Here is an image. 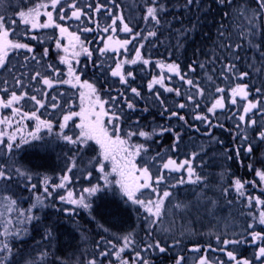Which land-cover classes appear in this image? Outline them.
Segmentation results:
<instances>
[{
  "label": "snow or ice",
  "instance_id": "1",
  "mask_svg": "<svg viewBox=\"0 0 264 264\" xmlns=\"http://www.w3.org/2000/svg\"><path fill=\"white\" fill-rule=\"evenodd\" d=\"M216 4L221 7H227L230 11L225 12L224 20L217 27V40L218 43L212 52L210 59L199 62L193 61L188 66L187 71H183L178 62L168 64L160 63L158 66L161 69L167 68L169 73L178 77L181 82V87H169L165 84V75L163 72L158 76H154L147 83V91L149 97L142 95L137 87H132L130 81L135 80V75L131 69H126L125 65H137L138 63L143 66H148L150 59L143 58L140 48L145 45L141 41H146L148 44L153 43L158 39V32L163 27L162 14L168 11L166 0H144V15L140 16L145 22L146 27L141 30H136L138 18L134 13L129 15L123 14V9H120L121 14L117 15L115 9L119 6L117 0H94L93 3H83V0H41L35 3L32 7L18 12L16 15L6 16L0 14V92L8 95V98L0 99V109H11L13 117L20 116L22 119H35L38 121L37 130L41 126L51 129V123L48 121L40 120L37 116L39 109H46L49 104L53 108L61 110L63 122L60 123L61 132L69 127V121H73V117L79 118V124L75 127L79 132L75 135L62 134L59 138L66 141L68 144L76 146V151L79 155H83L92 148L90 142H94L99 147V159L89 160V164H99V171L104 173L105 163L111 165V173L115 174L118 179L115 180V185L119 186V191L122 197L131 202L132 205L137 206L136 210L143 209V221L145 230L149 238L146 243L144 251L158 250L164 253L167 250V245L162 246L159 240L151 242V237L154 234L169 235L173 234V227L166 226L165 220L169 217H175L181 213L185 215L196 208L197 213L202 209L212 217L214 216L219 204V197H223L225 202L229 205L233 204L232 200L228 197L235 193V200L238 204L247 203L249 207L252 206L253 201L256 204L264 205V200L259 197L251 196L246 189L248 182H242L240 178H235L229 184H225V177L228 174L227 169L222 170L217 174L218 183L212 185L209 182V174L203 172L206 162L202 161L199 165L194 166V162L200 159L203 154H206L204 144L197 145L195 141H190L189 144L183 143L184 132L177 131L176 126L172 124L157 125L151 131L144 130L140 121L134 122L135 130H129L121 135L120 124L122 118L127 116V112H135L138 110L136 100H146V106L140 109L142 112H149L148 104L159 105V115L166 117L168 121L176 119L183 122L180 128L190 126L186 116L181 114L182 110H187L189 115L195 121H199L205 125V132L203 135L209 138V146L212 144H222L223 142L215 137L210 131L214 127L223 128L224 125L219 122L217 117V110H224L223 115L227 119L235 121L234 124V140H239V146L232 149L237 158H240L241 152L245 156H251L254 152L256 144H264V0H255L256 7H250L247 0H242L239 5H234L233 0H215ZM109 3L111 4L108 7ZM195 6L198 10L206 12L209 10L208 6H204L201 0H183L182 5H177L185 12H188ZM135 7V5L133 6ZM51 10H48V9ZM105 13L108 19H111V25H105L102 29L105 33H115L117 31V21H119V30L129 34L132 40L125 39L123 41H115L119 48H127L129 43L135 42L139 47L135 48V57L126 58L119 62L113 61L112 65L107 64L106 60H102L99 65L93 61V66L101 70L102 75L105 77V83L110 77L118 78L120 85L125 86L124 90L116 89V95H111L114 90L111 86L104 90L108 98H102L100 90L96 86V82L81 81L78 74L82 69L74 71L72 63L66 58L65 55L59 56V63L68 66L67 79H64L62 73L54 63L48 62L49 50L44 48L41 53L35 51V47L25 40L36 41L38 44H44L48 40L53 39L51 35L45 34L41 36L39 30L55 28L59 30L61 36L67 34L69 44L72 46L73 57H79L81 54L87 57H92L94 52H100L101 56L106 55L109 51L116 52L118 48L113 47V38L108 37V42L102 48L89 50L83 42H81V35L85 32L94 31L100 28L99 23L95 20V15ZM54 13L55 18H54ZM47 17L46 21L41 23L40 17ZM115 17V19H113ZM95 24V29L91 27L78 28L80 34L77 32H69V28L62 26L59 21H77L83 22L84 19ZM173 19H176L173 17ZM199 17L196 23L191 27H181L175 30V35L179 37L175 45L176 49L182 48V40L188 36L189 33L196 30L199 23ZM164 24L169 25L171 31V24L169 21H164ZM150 25L151 27H149ZM12 37L10 39L9 37ZM55 48L63 50L68 53L69 49L62 46L60 39H55ZM79 44V51L75 50ZM171 47V45L169 46ZM249 48L253 51L254 55L247 58L246 71H240L237 66V61L240 59V50ZM219 53V54H218ZM175 54V53H173ZM219 63L220 67L217 68L216 64ZM107 65V66H106ZM114 65V67H113ZM197 69L204 75L197 78ZM211 69V71H209ZM250 76H255L259 81L260 86L255 87L254 98L249 100L252 94V88L249 84L237 83L231 87L230 94H226V88L220 87L217 80H226L230 86L235 80H245ZM169 80L172 77H168ZM68 84L79 91V112L73 110L69 101L72 99L71 95L64 93L58 95L64 101V104L57 103V97L51 95L49 90L55 91L59 85ZM162 88L165 93H174L176 97H180L182 102L168 103L162 98V93L157 88ZM254 86V85H253ZM19 92V94H17ZM132 95H128V93ZM39 97V98H38ZM237 97L242 102L240 107L234 113L229 112L226 108L225 100H230L232 105H237ZM211 102L210 107H207V113L213 117H217L215 123L209 118L208 115L202 114L199 109L203 106L205 101ZM246 102V103H243ZM31 104L32 110L22 112L21 108ZM65 105L67 106L65 108ZM38 106V107H37ZM66 112V114H65ZM11 119L0 118V124L11 127ZM19 127V125H17ZM195 131L199 132L197 127ZM165 133H171L173 136L172 145L163 152L157 151L155 155L149 152L147 143H133L132 137L138 136L143 138L144 141H152L154 136H163ZM255 133V136H251ZM4 133L0 132V137ZM32 139H41L35 133L30 134ZM16 132L8 135L7 150L9 153L13 149H19L22 145L29 144L30 141L21 136L19 141H16ZM43 145L42 147H45ZM185 151V159L177 163V160L172 158L169 153H176ZM139 158V166L137 162ZM226 159L231 160L233 157L230 155L225 156ZM11 159V157H10ZM71 167L67 170L72 172L76 168L75 159L71 161ZM247 167L253 169L252 164ZM199 169V170H198ZM173 173H181L179 177L173 176ZM110 174H105V183L112 184V181L107 179ZM255 176L259 178L260 182H264V170L255 169ZM14 179L19 182L27 180L31 182L32 176L20 167H8L0 163V182H11ZM69 180V176L63 175L61 182L54 185L55 189H62L65 187V182ZM45 184L44 193L47 196L52 195L50 191L49 180L44 178ZM180 185H190L189 189L195 195L194 201L181 202L176 200L175 193L172 189H176ZM32 188L36 185L32 184ZM151 189L155 199L145 197V190ZM10 191V188L7 189ZM100 190L99 186H92L84 189L89 196L94 195ZM212 191L216 196L207 195L208 191ZM61 202L78 205L79 207L90 209L91 204L85 202V198L80 196L79 199L73 198V193L68 192L67 196L61 195L59 197ZM7 201L6 210L8 212L16 211L18 217L17 224L31 223L38 221L39 217L32 215V209L44 206V199L40 196L36 197V202L32 204L27 213L20 212L17 208V201L10 197H4ZM167 202V206H166ZM242 214V212H241ZM4 207H0V222L6 226L2 235L5 239L0 240V264H8L9 256L12 249L9 247L7 238L11 236H19L21 233L27 234L26 228H17L15 231H9L12 224L11 220H4ZM218 219V218H217ZM253 220H258L260 225H264V211L259 213L258 218L253 217ZM172 220V224H174ZM235 224L229 221L225 224V231L222 233H212L215 235L216 246L221 253H226L229 262L234 264H252L246 258L238 259L234 254L235 250H228L227 246L238 245L244 243V239H227L228 231L234 229ZM254 225H246L247 230L253 229ZM107 231V229H105ZM51 236V233H47ZM181 236L187 235L189 238L196 235L195 231L191 230V221L184 226ZM241 237H248V231L235 233ZM250 239L264 240V236L260 232L251 231ZM118 240L123 241L121 247L117 248L115 243L111 241H101L110 246L111 252H101V256L115 255L119 264H128L127 260L122 259L121 253L130 247H135V240L132 233L126 234L122 237H117ZM182 244L181 239L173 240L172 247H180ZM224 245V247H219ZM192 253L200 254L193 260V264H224L223 261L216 257H209L207 254H201V247H194L190 249ZM213 248L209 245L206 252H212ZM255 259L264 264V246H259ZM137 264H149L146 258L141 257V252H136ZM28 264H35V261H29ZM88 264H97V261L91 260ZM175 264H187V257L184 255L178 256Z\"/></svg>",
  "mask_w": 264,
  "mask_h": 264
},
{
  "label": "trees",
  "instance_id": "2",
  "mask_svg": "<svg viewBox=\"0 0 264 264\" xmlns=\"http://www.w3.org/2000/svg\"><path fill=\"white\" fill-rule=\"evenodd\" d=\"M83 1L84 3H93V0ZM247 2L250 7L255 8L257 6L255 0H247ZM15 3H19V6L16 7ZM21 3L23 4L24 2H20L19 0H0V14L10 16L8 14L9 9L13 12V14L14 12L18 13L22 8ZM117 3H119L118 6L123 7L124 0H117ZM201 3L204 6H208L209 10L203 12L193 6L190 11L185 12L182 8L177 7V5L183 4V0H166L168 11L162 14L163 27L158 32V39H155L151 44H148L146 41H141V43H144L145 45L143 48H140L142 57L150 59L151 63L148 66H143L140 63H138L137 65H125V68L131 69L135 75V80L130 81L131 86L137 87L138 90L141 91L143 96H150L147 91V83L154 76H158L162 72L165 75L166 86L181 87L182 90L183 87H186L182 86L181 82L179 81V78L173 76L172 73H169L166 67L164 69H161L158 66L160 63L166 65L172 62H178L181 69L183 71H187L188 66L192 64L193 61L204 62L211 58L215 44L218 43L216 33L217 27L225 19L223 14L225 12L230 11V9H228L227 7L218 6L215 0H201ZM240 3H242V0H233L234 5H239ZM137 6L138 8L136 9L135 13L138 15V17H140L144 15V3H137ZM101 14L105 13L102 12ZM173 17H175L176 19H173ZM197 17H199L200 19L199 23L197 24L196 30L194 32L189 33L188 36L182 40V48L176 49L175 45L179 37L175 35V30L181 27H191L193 23H196ZM102 19L104 20L103 24L106 23V25H111L112 21L111 19H108L107 16H103ZM164 21L170 22L171 31L168 30L169 25L163 23ZM118 26L119 25H117V33L119 34L120 31ZM148 26L151 27L150 25ZM145 27V22L142 19H139L138 24L136 26V30H141ZM123 34H125L123 37L124 40H132V37L129 34ZM52 37L53 39L48 40L46 43H44V45H38V49L40 50L39 53H41L44 48H47L49 50L48 62L54 63L55 66L62 73H64L63 78L67 79L68 66L66 64L62 65L59 63V56L57 55L58 50L55 48L54 43V40L59 39V37H56L55 35H52ZM61 44H64L62 40ZM170 45L171 47H169ZM136 47H139V45L135 42L129 43L127 45L125 53L119 52L117 55H115L116 52H114V54L112 52L110 55L108 53L105 60L107 61V64L112 65L113 61L119 62L126 58H134ZM76 48L79 49L78 44ZM59 55H62L60 53V50ZM71 56V59L69 57L66 58L72 63L74 71L82 69V71L78 72L81 77V81H88L90 83L95 81L96 86L100 90L103 99L106 100L108 98V95L104 90L108 89L109 86L114 89L111 92V95H116V89L121 91L124 90L125 86L119 84L118 78L110 77V75L107 79V83H105V77L102 75L101 72H98V70L93 71V63L88 64L85 58H83L84 54H81L79 57H76L74 59L73 55ZM95 61L97 62V64H100L101 62V60L98 61L96 58ZM237 66H240V61H237ZM216 67L219 68L220 64L217 63ZM96 68L98 69V67ZM239 69L240 71L242 70V68L240 67ZM209 71H211V69H209ZM196 75L197 78H200L204 75V73H201L199 69H197ZM168 77H172V79L169 80ZM250 80L252 81H247L245 83L249 84L250 87H253L254 80L256 79L252 78ZM237 83L244 84V80H235L230 86L228 85V82L226 80H217V84L220 87L226 88V94H230L231 87H234ZM157 88L162 93V98H164L168 103L171 104L174 101L182 102L181 98L176 97L174 93H164V90L162 88H159V86H157ZM49 91L51 92V95L57 97V103L61 105L64 104V101L60 98L58 93H67L71 95L72 99L69 101V103L72 105L74 111L78 110L77 106L79 100V91L77 90V88H73L71 87V85L68 84H62L59 85L55 91ZM128 95L131 96L132 94L129 92ZM7 98L8 95H5L3 92H0V99L6 100ZM237 101H239L238 97ZM211 102L214 101L209 100L203 102V106L199 109V111L202 114L208 115L209 118L213 120V123L216 122L218 117L219 122L224 125L223 128L214 127L210 130L212 131L215 137H217L223 142L222 144H212L211 146H209V138L203 135L206 130L205 125L201 124L199 121H195L192 118V115L188 114L187 110L181 111V114L186 116V119L189 121L190 125L185 126L184 128H180V125L183 122L178 121L176 119L166 122L163 119V116L159 115V105H153L149 103V112L140 111V109H143L146 106V100L144 99L136 100L138 108L137 111L128 112V110L125 109V111L127 112V116L125 118H122L120 124L121 135H123L129 130H135L134 122L137 120L140 121L141 125L144 127V130L147 131H151V129L153 127H156L157 125L172 124L176 126L177 131L184 132L181 149L184 148V144H189L190 141H195L197 145L204 144L206 148V154H203L200 159L196 161L198 164H200L203 158V161L206 162L207 165L210 164L209 169H211V171H213V174L215 175V172L220 173L222 170H224V168L216 167L215 164L222 160L228 161L226 165H224V167H226V169L228 168L227 171L230 173V176L228 177L229 179L227 182H225V184L231 183V181L235 178H240L242 182H248L246 184V189L251 196L259 197L261 200H264V182H260L259 178L255 176V169L264 170V149L263 153L260 154V144H256L254 147V152L251 156H245L244 153L241 152L240 158H237L233 151L230 152V150L235 148L234 143H238L239 141L234 140V125H231V122L233 120L227 119L226 116L222 114L224 110L218 109L217 117H213L211 114L207 113V107H210ZM225 104L229 112H235L236 105L231 106L230 103H228V100H225ZM66 107L67 106L65 105V108ZM31 110V104H26L21 108L22 112ZM37 116L40 120L50 122L52 130L53 128H58L60 123L56 122L55 119L60 121V119L62 118L61 110L59 108H53L50 104L46 109H39L37 111ZM68 123L69 127L65 128L64 132H61L60 136L62 134H67L72 135L75 138L73 131V127L76 129L75 120L69 121ZM197 127L200 129L199 132L195 131V128ZM34 129L35 123L33 121H29L26 125L27 133L24 135L23 133H21L20 136L19 133H16V141H19L21 136L27 138L30 132H33ZM0 132L4 133V135L0 137V163H3L8 167H20L22 168V170H26L32 176L31 182L25 180L21 183L16 179L11 181L10 183L0 182V207L2 202L5 203L3 219L5 221H12V224L9 227V231H15L17 228L27 229L26 235L21 233L19 236H11L7 238L9 247L12 249V253L9 256L8 264H28L29 261H35V264H72L74 258L76 264H88V262L91 260H95L97 261V264H101L103 262V258L100 253L112 251L108 244L101 243L102 240L112 242V240H109L107 238V235L103 236L101 226L102 224L89 220L87 214L81 209H79L76 205L67 204L61 202L60 199H56L58 197L57 195H62L64 193V196L66 197V191L76 190L77 193L82 192L81 185H84V182H79L75 180V173L85 172L86 175L88 174V177L89 175L93 174L92 172H90L91 169L86 170L87 162H85L83 158L79 161V163L76 165V168L72 172L60 171L62 169L60 167L63 163V160H70V157H75L76 154L78 155L76 151V146L68 144L66 141H63L61 139H58L60 136H56V138H53L46 134H42V136L40 135L41 139L30 142L26 145V147L21 146V148L19 149H13L12 152L9 153L7 150V142L8 135L12 132L6 130L5 127H2ZM251 136L254 137L255 133L251 134ZM163 140L166 141L167 145H163V148L158 149V142H163ZM132 142L147 143L149 146V152L155 155V152H162L163 149L166 150L172 145L173 136L171 133H165L162 137L154 136L153 140L148 142L144 141L143 138L133 136ZM43 145L46 146L42 147ZM92 148L96 149L97 146H95V148L92 146ZM169 155L173 158L175 154L170 152ZM181 155H183V150H181L180 153L176 155V157H178V160L183 159ZM226 155H230L233 158L231 160H228L225 158ZM238 160L240 161V164L238 163ZM137 162L139 166V158H137ZM248 164H252L253 169L250 170L247 167ZM194 166H196L195 162ZM63 175L69 176V180L65 182L64 188L59 189L57 192H54V185L59 184L61 182V177ZM179 175H181V173H177L175 176ZM45 177H47L49 180V184L47 186L49 187L50 191H52L51 196H47L44 193L45 184L43 183V180ZM116 179L117 177H114L113 180ZM208 179L210 184L214 183L212 181V178ZM32 184H35L36 187L32 188ZM9 188L10 191L7 190ZM111 189H114V187H111ZM145 192L152 193L151 189L145 190ZM234 195L235 194H232L228 197L229 200L233 201L232 205L227 204L224 198L220 200V205H225L226 211L230 214V221L233 220L231 210L235 205ZM8 196H11L10 198L15 199L17 201L16 208L20 212L25 213H27V210L31 208L32 204L36 202L37 196H40L42 199H44L43 207H37L32 209V215L38 216L39 220L33 221L31 223L18 225L17 220L23 218L18 217L16 211L8 212L6 210L7 202L4 201V197ZM261 211H264V205L256 204L255 201H253L252 206L246 210L245 215H242L244 223L252 222V225H254L253 229L249 230L248 233H251V231H256L260 232L261 235L264 236V226L260 225L258 221H253V217H257V215ZM108 212L111 213L110 216H107L108 221H117L118 219H120V215L117 212L116 207H110ZM5 226L6 225L3 222H0V234L4 232ZM76 230H80L84 235H86L84 240H76L77 238L72 237V234ZM48 232L51 233V236L47 235ZM91 232L93 234L95 232L101 233L94 234V237ZM157 236V234H154L151 237V241L160 238ZM4 239L5 238L0 235V240ZM64 240H71L72 245H63L62 242ZM147 240H149V238ZM77 241H79L78 244H76ZM251 243L252 240L251 242L246 243V245H242V250L238 248V250L235 251L234 254L237 256L238 259L248 258L247 255L249 251L251 249H254L253 246H249ZM73 247H75V250H73ZM231 247L228 245L227 249L230 250ZM62 248H65V250ZM185 253L187 252L185 251L183 254H178V256L185 255ZM187 255L189 257V254ZM113 256L114 254L109 255L112 264H119L118 262H114ZM223 259L225 260V258ZM255 261L257 263L259 262L257 260ZM160 264L165 263L161 262Z\"/></svg>",
  "mask_w": 264,
  "mask_h": 264
},
{
  "label": "rangeland",
  "instance_id": "3",
  "mask_svg": "<svg viewBox=\"0 0 264 264\" xmlns=\"http://www.w3.org/2000/svg\"><path fill=\"white\" fill-rule=\"evenodd\" d=\"M19 1L24 2L23 4L21 3V5H22L21 10H26L28 7H32L35 3L41 2V0H19ZM44 2H47V0H44ZM83 3H84V1H83ZM137 3H144V0H124L123 7L119 6L114 11H116L117 15H120L121 14L120 9L122 8L124 15L127 16L130 13H134L139 20L138 15L135 13L136 9L138 8ZM18 4L19 3H15V6L18 7L19 6ZM117 4H119V3H117ZM134 5H135V7H133ZM110 6H111V4L109 5V7ZM48 10H51V9L49 8ZM15 13H17V12H14V14ZM8 14H13V12L9 9ZM114 19H115V17H114ZM66 22L68 24L75 26L74 21H66ZM117 22H118L117 25H119V21H117ZM119 27L120 26H118V28ZM102 29H99L100 35L106 34L105 32L102 31ZM90 32H92V31H90ZM90 32H88V33H90ZM120 33H124V32L120 31ZM100 35H99V37H100ZM117 41H121V40H117ZM62 46H64V45L62 44ZM113 47L118 48V45H115L113 43ZM68 49H69V51L67 54L64 53L62 49L60 50V53L71 59L72 58L71 55H72V51H73L71 49V45H69ZM75 50L79 51L78 48H76ZM253 55H254L253 51L247 47L240 50V59L238 61H240L239 67L242 68L241 71L247 70V68H246L247 58H249ZM84 56L85 57H83V58H85V60L88 61L87 59H89V58H86L87 57L86 55H84ZM74 58H76V57H73V59ZM62 65H64V64H62ZM252 78L256 79L255 76H250L249 78L244 80V83L247 81H252V80H250ZM253 85L254 86L251 87L252 88V94L249 96V100H252L254 98L255 87L260 86L259 81L254 80ZM54 93H56V92H54ZM228 103H230V100H228ZM241 103L242 102L240 101V98H239V101H237L235 111H237V109L240 107ZM243 103H246V102H243ZM79 105H80V99L78 100V106H77L78 110H76V112H79V110H80ZM230 105L232 106L231 103H230ZM10 110L11 109H0V118H9V119H11V122H12L11 127L0 124V131H1L2 127H5L6 130H8L9 132L19 133V136L21 133H23V135H24L27 133L26 132L27 123L29 121H33L35 123V129L33 132H30V134L35 133L39 137H40V135L42 136V134H46V135L53 137V138H56V136H60V134H61L60 123L63 122V118H61L60 121L55 119L56 122H60L58 128H53V130H52V128L49 129L47 127L41 126L39 128V130H37V124H38L37 120H35V119H22L20 116L13 117L12 111H10ZM73 120H75V124H79V122H80L78 117H73ZM234 124H235V121H232L231 125H234ZM17 125H19V127H17ZM76 129L73 127L74 134H77L79 132V129L78 128H76ZM63 132H64V130H63ZM30 134L27 136V139L30 142H32L34 140L32 139V136ZM58 139H60V138H58ZM90 143H92V146L94 148H95V146H97V145H95L94 142H90ZM26 145H22V146L26 147ZM259 147H260L259 152H260V154H262L263 149H264V144H260ZM230 152H232V151L230 150ZM179 153H180V151H179ZM83 155L84 156H80L79 154L78 155L76 154L75 157H70V160H66V161L63 160V163L60 167L62 169L60 171H63V172L68 171L67 169L72 166L71 161L73 159H75L76 165L79 163V161L82 158L84 159L85 162L89 161L90 159H99V147L97 146L96 149L91 148L86 153V155L85 154H83ZM181 156L183 159L186 158L185 157V151H183V155H181ZM202 161H203V158H202ZM227 162L228 161H226V160H222V161L218 162L217 164H215V166L218 168L226 169V167H224V165H226ZM104 163L106 165L104 173H101L99 171V164H89V163H87V169L85 168L86 170L91 169L90 172L93 173V174L89 175V177L87 176L88 174L86 175L85 172L80 173V172L75 171V172H77L74 174L75 180H77L79 182L83 181L84 185H81L82 186V192L77 193L76 190H71V192L73 193V198L79 199L80 196H83L85 198V202L91 204L90 209H85V208L79 207L78 205H76V206L87 214L89 220L102 224L101 226H102L103 236L107 235V238L109 240H112V242L116 244L117 248L121 247L123 244L122 239L118 240L117 237H122L126 234H129V233L133 234L134 240L136 242L135 247H130V248L126 249L123 253H121L122 259L127 260L128 264H136L137 263L136 262V252L137 251L141 252V257L146 258L149 261V264H153L152 260L155 261V264H159L158 261L160 259H162V261L165 260L164 256H169L170 258H173L172 260H174L175 258H177L178 254H183L185 251L188 252L191 248H194V247H201L202 248L204 246L205 248L208 249L209 245H211L213 249L219 251V249L216 246L215 235H210L209 233H210V231L212 233L224 232L225 231V224L231 220V219H229L230 214L226 211L225 205H220L221 204L220 200L223 197H219L218 207L216 209L214 216H212V217H210L207 214V212L204 211L203 209L199 213H197L196 208L193 207L192 210L190 212H188L186 215L184 213H181L175 217L166 218L165 225L173 227V234L171 236L157 234L158 235L157 237H160V238L156 239V240H159L161 242L162 246L167 245L166 252L160 253L158 250H155V249L150 250V251H144L143 249H144L146 243L149 242V240H147L148 239L147 235H146L147 233H146L145 224L143 221V216H144L143 209H140L139 211H137L136 210L137 206L132 205L131 202H127L122 197V195L119 191V186L115 185V180H113L114 177H116L115 174H110L111 173V165L108 164V162H104ZM195 165L197 166L199 164L195 161ZM209 167H210V164L205 166L203 168V172L208 173L209 174L208 178L213 179L212 181L214 183H211V184L214 186L219 182L218 176H217L218 173L215 172V175H214L213 171H211V169H209ZM83 170H84V167H83ZM227 173L228 174L225 177V182L228 181V179H229L228 177L230 176V173L228 171H227ZM105 174H110L107 176V179L109 181H112L111 185H108L105 183V179H104ZM179 176H176V177H179ZM117 179H118V177H117ZM92 186H99L100 190L97 193H95L94 195L89 196V194L86 191H84V189L92 187ZM111 187H114V189H111ZM190 188H191L190 185H180L176 189H172V191H174V193H175V198L173 199V202L175 203L176 200H179L181 202L194 201L195 195L192 191L189 190ZM53 190H54V192H57L59 189L53 188ZM66 192L68 194L69 191H66ZM233 194H235V193L233 192ZM62 195L64 196L65 193ZM207 195L216 196V194L212 191H208ZM57 196L58 197L56 199L58 200L61 195H57ZM8 197H11V196H8ZM148 197L155 199V196L152 193L145 192L144 198H148ZM57 200H55V201H57ZM5 202H7V201H5ZM4 204L5 203L2 202L1 207H4ZM166 206H167V202H166ZM110 207H116L117 212L120 215V219H118L117 221H108L107 220V216H110V214H111L110 212H108ZM107 208H109V209H107ZM249 208L250 207L247 205V203L238 204L235 200V205L233 206V208L231 210L232 215H233L232 222H234L235 227L231 231H228L227 236H225L223 238L244 239L245 242L240 243L238 245L230 244L229 245L230 247L233 246V247H231L230 250L237 251L238 248L242 250V248H241L242 245L244 246V245H246V243L251 242V240H252V239L247 238V237H241L238 235H233V232L241 233V232L249 231L246 229V225L252 224V222L251 223L250 222L244 223L243 217H242V215L243 214L245 215L246 210ZM241 212H242V214H241ZM258 216H259V214L257 215V218H258ZM172 220L175 221L174 224H172ZM189 221H191V230L195 231V233H196V235H192L190 238L187 235H185V236L180 235V233L184 229V226H186ZM256 221H258V220H256ZM262 226H264V225H262ZM105 229H107V231H105ZM96 233H101V232H95L94 234H96ZM94 234H93V236L95 237ZM85 236L86 235H84L80 230H76L72 234L73 238H77L76 240H84ZM248 237H250V233H249ZM175 239H181L182 240V244L180 247H172L173 240H175ZM145 240H147V241H145ZM156 240H152L151 242H155ZM64 241L62 242L63 245H65V246L68 244L72 245L71 240H64ZM78 242L79 241H77L76 244H78ZM259 246H264V240H257L256 246L254 247V249H251L247 255L248 258H246V259L250 260L252 262V264H260V261L258 263L255 261L256 260L255 254L257 253ZM219 247H224V245H220ZM62 249L65 250V248H62ZM73 250H75V247H73ZM235 251H234V253H235ZM198 255H200V254L192 253L191 255H189V257L187 259V264H193L194 258ZM213 256H214L213 254L209 253V257H213ZM102 258H103L102 259L103 262L101 264H112V261H111L109 256H102ZM218 259L223 261L224 264H234V262L229 263L221 257H218ZM113 260L115 263L116 262L119 263V261L116 259L115 255L113 256ZM72 264H76L75 258L73 259Z\"/></svg>",
  "mask_w": 264,
  "mask_h": 264
},
{
  "label": "flooded vegetation",
  "instance_id": "4",
  "mask_svg": "<svg viewBox=\"0 0 264 264\" xmlns=\"http://www.w3.org/2000/svg\"><path fill=\"white\" fill-rule=\"evenodd\" d=\"M93 2H94V0H93ZM10 16H12V15H16L17 16V18H18V13H15V14H9ZM55 13H54V18H55ZM102 16H106L105 14H98V15H95V20L99 23V25H100V28L99 29H102L105 25H106V23L105 24H103V22H104V20L101 18ZM46 19H47V17H45V16H41L40 17V22L41 23H43V22H45L46 21ZM56 22H58V23H61L62 24V26H65V27H68L69 28V32H73V31H75V32H77V34L79 35L80 34V32L78 31V28H82V27H85V26H87V27H91V28H93V29H95V24H93V23H91V22H89V21H87V19L85 18L84 20H83V22H77V21H74V25L75 26H73V25H71V24H68L66 21H59V20H57ZM99 29H96V30H94V31H92V32H90V33H88V32H85V33H83V35H81V42H83L85 45H86V47L89 49V50H92V49H99V48H102L103 46H104V44L105 43H107L108 42V37H112L113 38V43L115 44V41H117V40H124V35L125 34H123V33H117V31L115 32V33H112V32H109V33H106V34H104V35H100V33H99ZM39 33H40V35L41 36H44L45 34H48V35H55L56 37H59V39L60 40H62L63 42H64V46H66V47H68L69 48V37L67 36V34H65L64 36H61V34L59 33V30L58 29H55V28H50V29H42V30H39ZM99 35H100V37H99ZM10 39H12V37L10 36L9 37ZM50 40H52V39H50ZM25 42H28V43H30V45H32V46H34L35 47V51L37 52V53H39L40 52V50L38 49V43L36 42V41H29V40H25ZM44 45V44H43ZM116 45V44H115ZM37 46V47H36ZM78 47H79V44H78ZM117 48V47H116ZM71 49H72V46H71ZM127 49V48H126ZM126 49H124V48H119V46H118V50L116 51V54L115 55H117L119 52L120 53H125V50ZM109 53V55L112 53V51H109L108 52ZM108 53L106 54V55H104V56H101V54H100V52H94L93 53V56L92 57H86V58H89V59H87L88 61V64H91V63H93V61H95V58L99 61V60H105V58H106V56L108 55ZM113 54H114V52H113ZM85 57V56H84ZM96 64H97V62H96ZM97 65H99V64H97ZM94 70H98V72H101V70L98 68H96V67H94L93 68V71ZM165 93V92H164ZM17 94H19V93H17ZM163 119L166 121V122H168V120H166V117H163ZM159 144H158V149L159 148H163V145H167V143H166V141L165 140H163V142L162 141H160V142H158ZM239 146V141H238V143H234V147L236 148V147H238ZM164 151V149L162 150V152ZM178 153L179 152H176V153H173V154H175L174 155V159H176L177 160V163H179V162H181V160L182 159H179L178 160V157H176V155H178ZM152 155H154L153 153H151ZM238 163L240 164V161L238 160ZM177 173H173V174H171V175H173V176H175ZM150 190V189H149ZM202 249V253L201 254H208L209 255V253H211V254H213L214 255V257H216V258H218V257H222V258H225V260L226 261H228V257H227V255H226V253H221L220 251H216L215 249H213L214 251H212V252H206V250H207V248H205L204 246L201 248ZM190 254H192L191 252L189 253V255ZM159 256V255H158ZM185 257H188V255H187V253H185V255H184ZM164 258H165V260H163L162 261V259H160L159 261H158V263L160 264L161 262L162 263H165V264H175V261H176V259L178 258H175L174 260H172L173 258H170L169 256H164ZM188 259V258H187ZM152 262H153V264H155V261L154 260H152Z\"/></svg>",
  "mask_w": 264,
  "mask_h": 264
},
{
  "label": "water",
  "instance_id": "5",
  "mask_svg": "<svg viewBox=\"0 0 264 264\" xmlns=\"http://www.w3.org/2000/svg\"><path fill=\"white\" fill-rule=\"evenodd\" d=\"M257 244V240H253V243L251 244V246H255Z\"/></svg>",
  "mask_w": 264,
  "mask_h": 264
}]
</instances>
